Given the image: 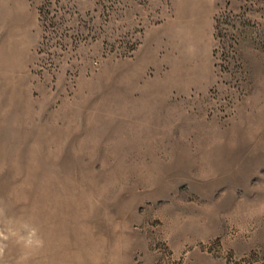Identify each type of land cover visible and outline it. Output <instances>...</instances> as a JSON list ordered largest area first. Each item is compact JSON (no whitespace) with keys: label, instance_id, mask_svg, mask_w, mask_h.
I'll return each instance as SVG.
<instances>
[{"label":"rangeland","instance_id":"1","mask_svg":"<svg viewBox=\"0 0 264 264\" xmlns=\"http://www.w3.org/2000/svg\"><path fill=\"white\" fill-rule=\"evenodd\" d=\"M0 264H264V0H0Z\"/></svg>","mask_w":264,"mask_h":264}]
</instances>
